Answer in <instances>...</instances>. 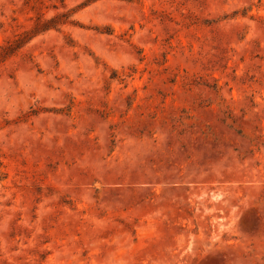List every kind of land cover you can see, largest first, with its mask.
<instances>
[{
  "label": "rangeland",
  "instance_id": "rangeland-1",
  "mask_svg": "<svg viewBox=\"0 0 264 264\" xmlns=\"http://www.w3.org/2000/svg\"><path fill=\"white\" fill-rule=\"evenodd\" d=\"M0 264H264V0H0Z\"/></svg>",
  "mask_w": 264,
  "mask_h": 264
}]
</instances>
